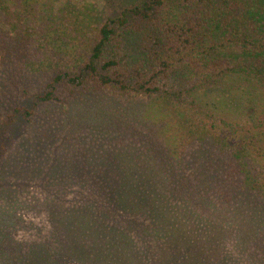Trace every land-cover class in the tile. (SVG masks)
<instances>
[{"label": "trees", "instance_id": "1", "mask_svg": "<svg viewBox=\"0 0 264 264\" xmlns=\"http://www.w3.org/2000/svg\"><path fill=\"white\" fill-rule=\"evenodd\" d=\"M55 1L0 0V24H4L0 25L2 59L12 50L15 53L17 46L28 52L31 48L37 50L31 45L35 37L39 36L49 43H64V49L68 45L67 52L74 58L70 65L76 64L53 74L41 89L30 90L28 85L21 86L19 91L24 101L12 107V113L7 115L9 121L0 123V179L4 175L12 179L6 180V183L0 180V264H17L15 257L9 258L13 253L9 248L16 246L15 236L24 226L21 224L22 210L16 211L14 208L18 193H14L13 188L15 185L22 187L35 169L42 172L40 167L31 169L30 157L35 155L42 162V151L49 138L48 134L54 136L50 133L54 132L52 127H44V134L40 126L35 135L26 127H29V123H35L38 118L45 120L48 114L53 113L48 106L53 101L63 104H69L70 100L77 102L85 91L101 96L104 88L114 87L123 92L154 93L157 101L149 107L146 120L143 121L145 125L151 124L147 120L149 116L153 121H161L159 117L162 116L166 118L164 128L166 127L167 142L170 140L175 143L182 138L193 143L209 141L211 145L207 162L211 163L210 158L214 157L213 164L217 166L214 183H231L232 189L243 185L258 192L264 202V0H178L180 4L177 9H171L173 6L169 5L173 0L133 3L123 7L116 16H108L99 24L94 23L92 29H83L89 40L92 38L87 44L89 47L86 57L81 56L83 50L77 49L76 45L87 41L77 35L73 36L70 31H75V24L79 20V13L75 11L83 12L80 22L89 18V4L85 1L74 7L76 10L68 15L73 26L70 25L72 27L68 29L64 25L58 27L56 22L51 21L52 18L60 19L66 15L67 12L63 9L66 2L56 11L45 9V6L54 9ZM90 23H83L82 26L89 27ZM91 32L92 37L89 35ZM125 35L136 36L143 57L141 61H126L119 58L118 54L110 58L105 56L112 41L120 36L124 38ZM67 36L69 38L65 39ZM29 38L32 39V44L25 47V41ZM57 53L65 59L63 52ZM15 58L19 57L15 54ZM0 89L1 98L8 89L1 83ZM60 91L68 93V96L62 95ZM117 99L115 97L113 103ZM108 118L115 123L113 114L108 115ZM15 133L21 135L19 139L14 137ZM52 154L51 161L44 165H51L50 175L54 181L50 182L55 184L62 179L59 173L61 169L67 168V164L55 152ZM103 167H98L99 172L93 174L95 168L83 164L80 171H75V175L71 174L69 178L74 179L76 184L93 190L90 191L92 195H81L82 199L76 197L75 193L71 199L64 198V212H74L71 216H86L89 219L87 225L92 224V227L98 228L103 223L107 231L112 227L118 228L120 233L125 234L128 243L131 241L140 244L138 239H144L143 232L149 226L145 222L141 223L143 219L136 216L138 209L129 204L124 183L119 184L117 176L101 172ZM174 168L172 170L170 167L164 177L165 189L162 190L159 185L155 188L164 203L169 205V202H177L176 214L184 234L178 240L176 229L170 224L174 238L173 242L170 241L171 246L177 244L178 249L170 257L169 263L223 264L220 260L223 256L217 255L213 249L217 246L227 248V241L232 239L234 240L231 242L238 246L237 234L240 227L237 224L235 227L228 226V204L227 207H216L212 197L208 192L206 194L208 189L203 191V185L209 184L207 177L188 171L187 166ZM63 180L67 178L64 177ZM229 190L227 193L225 191L226 203L232 196ZM145 193L144 186V190L135 195L134 202L140 208L143 203L137 201H143ZM158 195L156 197L159 200ZM121 199H126L124 205L117 206ZM77 201H80L79 204ZM223 201L225 200L219 203ZM149 203L152 208L153 202ZM170 205L168 209L171 208ZM48 207H43L38 213H45L49 221L54 212ZM103 208L106 211L115 210L123 220L126 219L125 212H130L127 215L129 221L122 227L112 225L110 217L98 214ZM168 209H163L166 216ZM152 212L156 213L154 210ZM233 217L237 219V215ZM63 223L66 224L64 221ZM177 225L176 223L175 226ZM180 226L178 225V230ZM190 234L195 236H189ZM167 235L170 236L171 232ZM188 240L189 244H184ZM195 240L205 243V248L197 251L198 243ZM109 241L111 239L107 238L103 247L109 249L110 258L118 260L119 253L108 246ZM143 245H138L137 250L140 251ZM142 248L152 252L151 246L144 245ZM236 249L239 250V247ZM194 258L197 261L192 262ZM238 260L236 253L229 263L237 264ZM37 264L60 262L52 251L49 261L43 259Z\"/></svg>", "mask_w": 264, "mask_h": 264}, {"label": "rangeland", "instance_id": "2", "mask_svg": "<svg viewBox=\"0 0 264 264\" xmlns=\"http://www.w3.org/2000/svg\"><path fill=\"white\" fill-rule=\"evenodd\" d=\"M141 1L144 0H56L54 9H49L47 6L45 9L56 11L66 2V6H63L67 12L66 15L61 16L60 19L58 17L52 18L51 21L56 22L58 27L64 25L71 29L73 23L68 15L76 10L74 8L76 5L84 2L89 4L87 7L88 11H91L89 18L86 16L88 19L80 22V16H83V12L75 11V13H79V20L75 24V31H70L73 36L77 35L80 39L87 41L85 44L76 45L77 49L83 50L81 56L86 57L88 54L86 50L89 47L87 44L92 38L89 40V36L84 34L83 29H92L94 23L99 24L108 16H116L123 7ZM177 1L173 0L169 4L170 7L173 6L171 9L179 7L180 2ZM86 22H91V26H82ZM0 25L4 26V24ZM64 30L66 29H62V31ZM56 34L60 35L61 33ZM11 35H13L12 31ZM89 35L92 37L93 32ZM68 38L69 36L65 39ZM35 39L31 46L37 50L31 48L28 52L17 46L15 53L12 50L3 59L0 56V83L4 85L5 89H8V92L0 98V123L9 121L7 115L10 114L12 107L24 101L19 91L21 86L28 85L30 90L41 89L51 79V76L60 69L76 65H70L74 58L67 52L68 45H65L64 49V43H49L39 36ZM31 42V38L26 39L25 47H29ZM112 42L105 51L106 57L110 58L118 54L119 58L126 61L129 59L136 62L143 59L136 36L125 35L124 38L120 36ZM57 52H63L65 59L63 60L62 55ZM34 53L36 54L34 55ZM15 54L19 58H15ZM28 59L31 61H27ZM201 75L203 74L201 73ZM0 93H2L1 89ZM60 93L68 96V93L62 91ZM100 94L102 95L96 96L90 91H85L78 97L79 101L70 100L69 104L53 101L54 103L48 105L53 112L48 114V119L38 118L35 123H29V127H26L31 129L34 135L40 126L44 134V127H52L54 132L49 131L54 136L48 134L49 138L45 141L46 145L42 151V158L44 159L42 162L38 161L40 158H36L34 154L33 157H30L31 169L40 167L42 172L35 169L34 174L30 176L29 180L27 179L22 187L15 185L13 188L14 193H18L14 208L16 211L22 210L21 224L24 226L18 230L15 236L18 245L9 248V251L12 249L13 252L9 258L15 257L17 264H37L43 259L49 261V257L54 251V255L59 258L60 264H171L169 263L170 257L177 252L178 245L171 246L174 238L172 237V228L169 227L171 224L176 229L179 240L184 235L181 231L182 226H180L182 224L178 221L176 214L177 202H169L171 208L168 209L169 205L163 202L162 196L158 195L159 192L155 188L159 185L162 190L165 189L164 177L170 167L173 170L176 166H187L188 171H194L200 177H207L206 181L209 184L203 185L204 188L202 189L203 191L208 189L206 194L208 192L212 197L216 207L219 205L227 207L226 204H228V209L225 208L228 211V226L235 227L237 224L240 227V232L237 234L238 238L231 233L239 240L238 246L235 245V242L232 243L231 241L234 239L230 238L232 240L227 241V248L226 246H217L213 249L217 255L223 256V260L220 259L224 262L223 264H230L232 256L236 253L239 256L237 264H264V202L258 192L243 185H238L232 189L231 183L228 185L214 183L213 178L217 171V166L213 164L214 157L210 158L211 163L207 162L211 143L206 140L199 143L187 142V138L179 139L175 143L170 140L167 142L165 140L166 127L164 128L166 118L162 116L159 117L162 119L161 121H153L149 116L147 120L151 124L145 125L143 121L146 120L149 107L155 105L157 101V96L154 93L123 92L114 89V87H106ZM115 97L118 99L113 103ZM193 105L194 103H192ZM112 114L115 123L109 121L108 115ZM21 135L15 133L14 137L19 139ZM42 137L45 138V135ZM52 152H55L67 164V168L60 170L59 174L62 179L55 184L50 182L53 180L50 175L51 165L49 167L44 165L45 162L51 161ZM83 164L95 168L93 174L99 172L98 167L103 165L101 172L117 176L119 184L124 183L125 192L128 191L129 204L135 205V208L138 209L140 214L137 213L136 216L143 219L141 223L145 222L149 226V229L143 232L144 239H138L140 244L137 242L134 244L131 241L128 243L124 237L125 234L120 233L118 228L112 227L110 231H107L102 223L98 228L94 226L95 229L91 226V222V225H87L89 219L86 216L81 214L71 216L74 212H64L63 204L65 203H62L64 198L71 199L75 193L76 197L82 199L81 195L90 194V191L93 190L76 184L74 179L69 178L72 176L71 174L75 175V171H80ZM54 170L56 171V169ZM174 170L176 169L174 168ZM160 172L161 174H159ZM9 174L13 177L11 173ZM64 177L67 180H63ZM0 180L5 183L6 180L12 181L5 175ZM144 186L146 199L137 201L143 203L140 208L134 200L136 201L137 192L144 190ZM212 189L214 190L212 191ZM116 190L118 192V188ZM228 190L232 196L231 200L226 203L225 191L227 193ZM156 195L159 196V200ZM222 200L225 201L219 203ZM124 201L126 199H121L117 206L122 205ZM149 201L153 202L152 208ZM79 202L77 201V204ZM45 206H49L48 208L54 212V216L49 221L45 213H38ZM165 207L169 210L167 216L163 212ZM152 210L156 213H153ZM100 211L98 212L100 216L110 217L109 222L112 225L122 227L129 221L127 215L130 212L124 211L126 219L123 220L119 213L113 209L106 211L103 208ZM232 214L237 215V219ZM43 218L45 219L43 220ZM80 219L83 220L79 222ZM176 223L180 226L179 230L178 225L175 226ZM169 232H171L170 236L167 235ZM93 237L95 239H92ZM107 238L111 239L108 246H112L119 253L118 260L110 258L109 249L103 247ZM195 241L198 243L197 251L202 247L205 248V243H200L199 240ZM58 244H61V247H58ZM130 244L131 250L135 254L130 250ZM141 244L151 246L152 252L148 251L149 249L144 250L142 248L144 245L138 251L137 246ZM181 244H189V240ZM236 247H239V250ZM225 251L227 252L224 255ZM241 257L242 259H240ZM195 261H197L196 258L192 259V262Z\"/></svg>", "mask_w": 264, "mask_h": 264}]
</instances>
